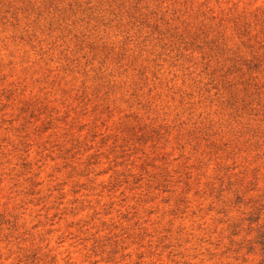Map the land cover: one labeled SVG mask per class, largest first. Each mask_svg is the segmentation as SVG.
<instances>
[{"label":"rangeland","instance_id":"1","mask_svg":"<svg viewBox=\"0 0 264 264\" xmlns=\"http://www.w3.org/2000/svg\"><path fill=\"white\" fill-rule=\"evenodd\" d=\"M0 264H264V0H0Z\"/></svg>","mask_w":264,"mask_h":264}]
</instances>
